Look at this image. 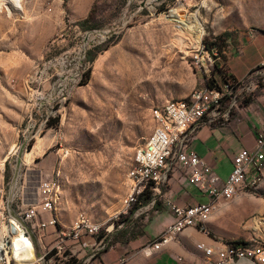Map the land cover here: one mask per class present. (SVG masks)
<instances>
[{
  "label": "rangeland",
  "instance_id": "obj_1",
  "mask_svg": "<svg viewBox=\"0 0 264 264\" xmlns=\"http://www.w3.org/2000/svg\"><path fill=\"white\" fill-rule=\"evenodd\" d=\"M94 1L18 0L15 6L0 0V184L8 187L17 177V186L33 194L59 165L65 178L56 211L61 224L70 226L84 212L120 228L129 214L123 203L128 170L152 131V107L202 88L209 70H221L223 51L235 45L240 31H264V0H97L95 19L103 27L82 30L77 22ZM172 9L186 18L197 15L198 45L167 19ZM225 31L231 35L216 40L221 52L210 54L204 45ZM105 44L88 61L89 52ZM87 70V82L80 84ZM52 74L67 97L46 100L36 113L25 83ZM206 82L217 85L211 77ZM47 113L50 127H29ZM38 145V156L28 159ZM217 212L210 235L226 241L264 238V189L240 191ZM150 215L146 204L130 219L143 216L145 223Z\"/></svg>",
  "mask_w": 264,
  "mask_h": 264
},
{
  "label": "built area",
  "instance_id": "obj_2",
  "mask_svg": "<svg viewBox=\"0 0 264 264\" xmlns=\"http://www.w3.org/2000/svg\"><path fill=\"white\" fill-rule=\"evenodd\" d=\"M52 77L53 74L44 78L39 75L25 83L28 101L36 113L46 100L67 97L63 82L58 77L53 81ZM259 80L264 81V60L244 79L198 88L187 96L170 98L152 107V131L145 143L135 150L133 164L128 170V191L123 199L125 208L130 209L145 187L152 191V198L147 203L152 208L174 174L187 178L199 191L211 195V199L191 205L172 203L170 209L174 220L154 241L144 246L149 253L187 227L203 230L221 203L240 191L264 189V123L255 134L254 145L242 147L234 154L231 170L224 180L189 143L190 132L205 117L212 122L223 118L225 113L229 115L232 103L238 100L232 90L235 83L246 88L248 83L258 86ZM37 100L43 102L38 104ZM50 115L45 114L39 125L33 123L29 127H37V130L38 127H50ZM31 117L32 112L29 120ZM25 142L16 143V149L23 144L26 147L29 141ZM3 169L4 161H0L1 173ZM64 180L57 165L39 181L33 194L17 186V177L6 184L8 187L1 182L0 264H87L91 260L111 264L103 263L100 257L116 248L111 243L113 223L104 225L84 212H79L70 226L59 221L56 211ZM235 241L223 242L216 248L199 242L196 248L202 251L206 264H264V238ZM81 252L85 254L80 256ZM122 262L124 257L118 259V263Z\"/></svg>",
  "mask_w": 264,
  "mask_h": 264
},
{
  "label": "crops",
  "instance_id": "obj_3",
  "mask_svg": "<svg viewBox=\"0 0 264 264\" xmlns=\"http://www.w3.org/2000/svg\"><path fill=\"white\" fill-rule=\"evenodd\" d=\"M223 54L220 61L221 70H209L204 75L205 78L201 87H208L206 80L209 77L215 80L217 84L246 78L248 73L264 60V31L252 30V27L240 31L235 45L223 51ZM248 84L249 89L237 83L233 85L232 90L238 100L232 103L231 109L228 108L230 111L228 116L225 113L223 118L212 122L208 120V117H205L189 135L191 147L213 167L222 180L227 177L231 170L234 154L242 147L254 145L255 134L264 123V83L258 86ZM244 94H247V97L241 102ZM37 156L38 154H35L33 158ZM158 199L161 200L164 210L157 211L151 208V218H148L144 226L146 234L126 245L116 246V248L101 255L100 258L103 263L206 264L207 261L202 251L196 248V244L204 242L216 248L226 242L220 235L216 233L210 235L208 231V229L216 227L218 217L216 211L205 224L203 230L187 227L178 233L174 239L149 253L144 246L154 241L160 231L174 220L170 209L172 203L180 205L204 203L211 199V195L199 191L187 178L174 174L166 190ZM151 225H157L154 231H151ZM124 251L128 253L124 254ZM84 254L81 252L80 256ZM120 257H124V262L118 263ZM87 264L98 263L97 260H91Z\"/></svg>",
  "mask_w": 264,
  "mask_h": 264
},
{
  "label": "trees",
  "instance_id": "obj_4",
  "mask_svg": "<svg viewBox=\"0 0 264 264\" xmlns=\"http://www.w3.org/2000/svg\"><path fill=\"white\" fill-rule=\"evenodd\" d=\"M96 3H97V0L93 2L86 16L77 22V25L79 26L80 29L93 30V29H100L101 27H103V24L99 23L95 19L96 12L94 11V7ZM227 35H231V32L225 31L217 35L215 37V41H212L211 43L204 45V48L208 50L210 54H213L214 49H218V51L221 52V48L216 43V40L222 39L224 36H227ZM107 46L108 44L98 46L96 47L94 51H90L87 57L88 61H93L95 56L101 51H103L104 49H106ZM88 75H89V70L83 73V78L80 81V84H85L87 82ZM207 84H208V87H212V85L209 82H207ZM48 124L51 125V123H48ZM165 190L166 188H163L162 192ZM151 198H152V191L149 189V187H145L143 191L137 196V201L131 205L129 209V214L124 220V224H122L120 228H117L118 223L115 222L114 224L115 229L112 232V237H111V243L115 247L126 245L130 243L131 241L137 239L138 237L146 234L145 229H144V226L146 225V223L141 222L143 216L138 217L133 220L130 219V217L132 216V214L135 212L136 209L149 203ZM152 210H157V211L164 210V206L162 205L161 200L157 199L154 202L152 206ZM242 241H243L242 239H238L235 242H242Z\"/></svg>",
  "mask_w": 264,
  "mask_h": 264
},
{
  "label": "bare ground",
  "instance_id": "obj_5",
  "mask_svg": "<svg viewBox=\"0 0 264 264\" xmlns=\"http://www.w3.org/2000/svg\"><path fill=\"white\" fill-rule=\"evenodd\" d=\"M10 1L14 3L15 6L19 4L18 0ZM180 11L177 9H172L169 15H167V19L175 23L178 29L189 32L191 35L195 36L196 45H198L200 37L202 35V28L201 25L198 23L197 15L194 14L190 18H186L185 15H183ZM40 146L41 145H38L33 149V151L28 152L27 158L31 159V157H33L35 154L40 153Z\"/></svg>",
  "mask_w": 264,
  "mask_h": 264
}]
</instances>
